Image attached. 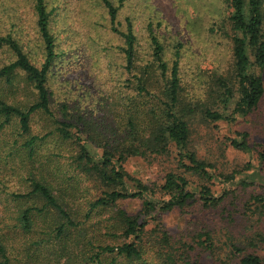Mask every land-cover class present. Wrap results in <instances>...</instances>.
<instances>
[{
    "label": "trees",
    "instance_id": "trees-1",
    "mask_svg": "<svg viewBox=\"0 0 264 264\" xmlns=\"http://www.w3.org/2000/svg\"><path fill=\"white\" fill-rule=\"evenodd\" d=\"M126 1L93 3L106 22L104 33L93 28V51H116L120 72L97 96L75 82L56 95L55 5L32 0L37 51L16 9L8 24L0 16V190L13 175L26 188L5 191L0 264H264V148L248 131L219 135L264 97V0H223L208 33L227 53L190 86L182 41L168 56L150 15L143 51L131 18H120ZM105 34L117 43L103 46ZM227 148L252 157L230 166ZM130 157L161 165L159 180L132 176ZM133 199L137 213L120 205Z\"/></svg>",
    "mask_w": 264,
    "mask_h": 264
},
{
    "label": "rangeland",
    "instance_id": "rangeland-1",
    "mask_svg": "<svg viewBox=\"0 0 264 264\" xmlns=\"http://www.w3.org/2000/svg\"><path fill=\"white\" fill-rule=\"evenodd\" d=\"M48 1L51 5L56 6V15L52 26L53 33L59 38L57 40L58 51H62L61 56L58 57L55 63L56 72L54 73L56 75L54 78H56V82L54 87L56 95L58 96L61 91L65 90L64 87L73 82L77 84L76 87L81 92L87 90L88 92H94L95 89L99 94L101 88H107V86L102 85L107 82L110 84V77L116 79V75L120 73L117 71L119 62L116 51H109L110 56L107 59L101 57L102 52L99 53L96 50L98 54H95L93 51V28L102 33L105 32L106 28V22H103L100 18L103 9L93 4L97 0ZM223 6V0H127L120 8L119 15L121 19L126 16L131 18L138 35V42L143 47V51L146 50L147 43L145 26L150 15L153 16L154 25L159 22L156 32L160 40H163L167 45L166 54L168 56H170L172 47L177 40L182 41L183 46L180 50L182 71L190 86L191 82L199 75L200 70L207 69L217 63L221 64L220 54L227 53L228 47L224 41L208 33L212 22L214 20L218 21V18L224 13ZM11 9H16L22 16L19 20V26L22 27L24 41L30 42V48L32 47L37 51L34 45L37 42V37L35 36L32 0H0V16L5 22L8 21ZM115 40L112 37L108 38L105 34L103 46L116 44ZM100 48L96 47V49ZM107 62L111 63L112 74L105 69L108 66ZM77 79L79 80L76 81ZM63 81L67 83H63ZM192 91L197 95L199 92L198 86L193 87ZM94 94L97 96L95 92ZM219 130V135L222 138L223 135L230 136L233 130L248 131L250 134L249 140L260 142L264 148V97L254 113L240 117L234 123H222ZM87 146L94 154L99 151L91 144H87ZM197 147H200L199 143ZM225 155V160L228 161L230 166H237L252 157L251 153H241L232 148H227ZM125 164L132 176L140 178L145 183L159 180L161 165L157 162L149 165L143 157H130ZM3 165V162H1L0 179L2 178L1 174L4 175L1 171ZM4 179L6 187L5 190H0V210L2 205L8 208L11 207L9 202L3 200L5 191L26 192L25 186L21 184L17 176L13 175L9 179ZM120 205L130 213H137L140 209V201L137 199L121 201ZM165 220L170 229L181 230L182 219L179 216L169 214L165 216ZM258 252L264 257V248H261Z\"/></svg>",
    "mask_w": 264,
    "mask_h": 264
}]
</instances>
